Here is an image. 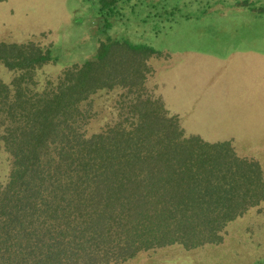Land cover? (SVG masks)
<instances>
[{"label":"trees","instance_id":"trees-1","mask_svg":"<svg viewBox=\"0 0 264 264\" xmlns=\"http://www.w3.org/2000/svg\"><path fill=\"white\" fill-rule=\"evenodd\" d=\"M86 1L105 33L131 0ZM165 8L169 20L174 11ZM159 56L107 37L90 59L39 86L49 50L0 42V66L13 73L0 80L9 167L0 184V264H122L167 246L218 244L229 223L264 201L257 161L229 141L186 134L148 90ZM102 93L118 94L116 116L91 132Z\"/></svg>","mask_w":264,"mask_h":264},{"label":"rangeland","instance_id":"rangeland-1","mask_svg":"<svg viewBox=\"0 0 264 264\" xmlns=\"http://www.w3.org/2000/svg\"><path fill=\"white\" fill-rule=\"evenodd\" d=\"M163 4L174 11L169 20ZM120 10L101 33L102 17L90 1L4 0L0 42H33L49 50L53 60L38 74L39 86L90 59L107 37L151 46L160 56L150 61L146 87L186 134L231 142L264 174V0H131ZM12 78L0 66V80ZM117 96L94 98L91 132L115 118ZM8 170L0 150V184ZM221 236L218 244L167 246L122 264H264V201L229 223Z\"/></svg>","mask_w":264,"mask_h":264}]
</instances>
